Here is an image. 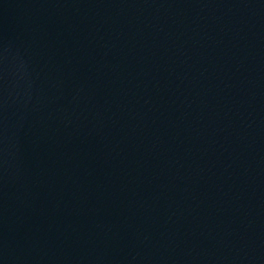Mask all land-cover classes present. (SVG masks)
<instances>
[{
	"label": "water",
	"instance_id": "water-1",
	"mask_svg": "<svg viewBox=\"0 0 264 264\" xmlns=\"http://www.w3.org/2000/svg\"><path fill=\"white\" fill-rule=\"evenodd\" d=\"M0 264H264V0H0Z\"/></svg>",
	"mask_w": 264,
	"mask_h": 264
}]
</instances>
